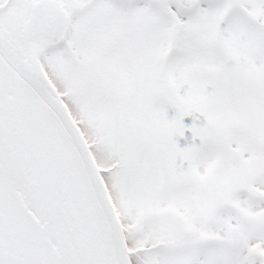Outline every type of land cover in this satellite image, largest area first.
I'll list each match as a JSON object with an SVG mask.
<instances>
[{"label": "snow or ice", "instance_id": "snow-or-ice-1", "mask_svg": "<svg viewBox=\"0 0 264 264\" xmlns=\"http://www.w3.org/2000/svg\"><path fill=\"white\" fill-rule=\"evenodd\" d=\"M0 264H264V0H0Z\"/></svg>", "mask_w": 264, "mask_h": 264}]
</instances>
